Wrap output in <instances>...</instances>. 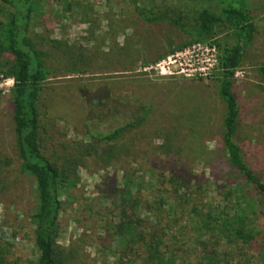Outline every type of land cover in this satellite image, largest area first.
<instances>
[{"label":"rangeland","instance_id":"rangeland-1","mask_svg":"<svg viewBox=\"0 0 264 264\" xmlns=\"http://www.w3.org/2000/svg\"><path fill=\"white\" fill-rule=\"evenodd\" d=\"M217 1L36 0L28 34L45 72L36 100L41 146L69 168L73 183L60 196L57 235L72 264H117L118 241L109 232L128 181L131 196L141 195L137 214L152 221L144 194L154 195L151 203L171 196V176L187 181L191 204L219 203L224 188L241 181L223 145L226 104L219 92L220 52L236 35L226 22L209 34L190 31L202 8L222 15V5H246L254 24L232 84L239 108L234 140L264 179V0ZM140 9L160 19L146 21ZM6 10L0 2V25ZM12 59L9 52L0 56V240L11 244V264H31L37 192L15 148L13 81L1 71ZM139 115L142 123L112 145L90 136ZM259 211L264 223V205Z\"/></svg>","mask_w":264,"mask_h":264},{"label":"trees","instance_id":"trees-1","mask_svg":"<svg viewBox=\"0 0 264 264\" xmlns=\"http://www.w3.org/2000/svg\"><path fill=\"white\" fill-rule=\"evenodd\" d=\"M0 2L8 6L5 21L0 25V56L4 52L13 56L11 61L1 64V71L13 80L15 148L20 169L33 176L37 192V203L30 216L37 255L31 264H72L57 244V235L60 196L73 183L69 168L57 166L44 154L41 146L36 100L45 72L41 53L33 47L28 34L36 0ZM221 10L222 15H218L207 8L200 9L190 31L197 35L209 34L221 22L234 29L235 44L223 48L218 59L219 92L226 104L223 145L228 164L239 173L241 181L224 188L219 203L201 200L191 204L189 200L193 194L187 181L181 182L171 176L169 181L176 186L171 196L166 199L159 196L151 203L154 195L144 194L146 208L155 213L154 221L137 214L141 195L131 196L133 184L128 181V188L121 193L117 206L120 208L119 221L109 232L118 241L117 264H185L190 253L194 256V262L190 264H264V223L259 211L264 205V179L251 169L234 140L239 108L232 91L235 71L252 42L255 27L246 5H222ZM138 11L146 21L160 19L150 10ZM170 21L185 29L179 20ZM261 70L264 72V67ZM144 118L145 115H139L111 130H94L90 136L95 141L112 145V141L139 126ZM10 248L9 242L0 240V264L12 263L8 258Z\"/></svg>","mask_w":264,"mask_h":264},{"label":"built area","instance_id":"built-area-1","mask_svg":"<svg viewBox=\"0 0 264 264\" xmlns=\"http://www.w3.org/2000/svg\"><path fill=\"white\" fill-rule=\"evenodd\" d=\"M214 50V47L212 48ZM235 74H236V71H235ZM12 80V79H11ZM13 81V80H12Z\"/></svg>","mask_w":264,"mask_h":264}]
</instances>
